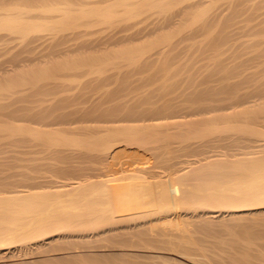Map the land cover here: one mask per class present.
I'll list each match as a JSON object with an SVG mask.
<instances>
[{
  "label": "bare ground",
  "instance_id": "bare-ground-1",
  "mask_svg": "<svg viewBox=\"0 0 264 264\" xmlns=\"http://www.w3.org/2000/svg\"><path fill=\"white\" fill-rule=\"evenodd\" d=\"M201 1L175 8L139 0L121 11V0L103 8L42 5L51 21L12 17L25 8L20 3L0 14V38L20 39L15 49L0 48L13 64L0 65V153L8 150L0 157V260L24 264L19 259L31 254L38 257L33 264H120L132 253L113 247H141L154 262L156 253H168L190 264H264V125L251 123L264 122V82L247 72L227 81L245 63L264 61V47H257L264 39L247 45L235 37L264 32V0H223L225 16L213 3L175 33H162ZM152 6L156 21L117 38L127 43L160 32L152 54L85 53L112 44V28L135 24L128 21ZM89 20L110 30L84 39L88 28H79ZM43 30L61 35L44 37L28 56ZM200 33L204 40L189 41L194 53L216 61L202 58L201 73L170 71L171 40ZM69 36L81 39L68 45ZM214 51L223 57L213 58ZM242 52L250 56L241 60ZM244 81L251 87L241 89ZM236 140L243 142L238 148Z\"/></svg>",
  "mask_w": 264,
  "mask_h": 264
},
{
  "label": "rangeland",
  "instance_id": "rangeland-1",
  "mask_svg": "<svg viewBox=\"0 0 264 264\" xmlns=\"http://www.w3.org/2000/svg\"><path fill=\"white\" fill-rule=\"evenodd\" d=\"M19 1H21L22 2V0H19ZM19 1H17V0H0V14H3V13H5V12H7L8 10H10L11 8L13 9L15 6L17 7H19ZM24 1H27V0H24ZM24 1H23V4H21L20 3V5H24L25 6V8L24 9H22L19 13H17V15H16V13L15 14H13L12 15V17H14V16H16L17 18H20V19H24V20H26V21H44V20H46V21H51V20H53V16L52 15H46V14H44V13H42V5L43 6H53V7H64L65 6V4H68V5H70L73 9H80L81 8V6L82 7H84V8H96V7H98V8H103V7H106V6H108L109 4L111 5H116L115 3H117V2H119V0H44L43 1V3H42V0H28L26 3H24ZM122 1V3H124V4H120V6H116L115 7V9H117V10H119V11H121L122 9H123V7H125V5H127V6H131V7H133V6H135L138 2H139V0H121ZM160 1V0H159ZM162 1H164V4H174V6H175V8H180V7H182L183 5H185V3H187L189 0H176V1H173V2H170V1H168V0H162ZM203 1H204V3H203ZM46 2V3H45ZM115 2V3H114ZM216 4V6H217V8H216V10H215V12L217 13V14H219V15H221V16H225V15H227L228 13H229V8H227V6L226 5H224L223 3V0H202L201 1V4H200V6H197V8H194L193 10H188V13H190L191 12V14L189 15L188 14V16H186L185 17V19H184V21H182V23L181 24H178V26H177V24L175 25V26H173V27H171L170 26V28L168 27V28H166V29H168V30H166V31H164V32H162L163 34H166V33H168V34H172V33H175V31L178 29V28H180V27H182L183 28V26L186 24V23H189V22H191L192 21V19L194 18V15L197 13V12H199L201 9H203V8H206V7H208V6H210L211 4ZM46 4V5H45ZM155 4H157V2H155ZM117 5H118V3H117ZM79 7V8H78ZM199 7V8H198ZM158 7H156V6H152V7H149V8H147L145 11H144V13H141L140 15L138 14V16H135V17H133V18H131L128 22H129V24L130 23H135V24H133V25H131V26H129V27H127V28H129V29H127V28H125V29H127V30H125V29H122V28H120V29H118L119 27H114V28H112L113 29V31H112V29L110 30V29H108V30H106L107 28H106V26H103V24H101L100 22H98V21H96V22H94V20H89V22H90V24H88V21H87V23L86 22H84L83 23V26L81 25L80 26V28H79V30H81V31H85L87 28H88V30H86L85 32H87V33H85L84 35H82L81 37H84V39L86 38H91V39H95L96 37L98 38V36L101 38V37H103V36H105V34H107L108 33V31L110 30V32L109 33H111L112 34V36H114V39L113 40H111L110 39V42H112V44L111 43H107V46H106V44H99V45H101V46H98L97 48H93V49H90V50H88V53L87 52H85L87 55H93L94 57L95 56H100V55H106V53H108L109 54V56L108 57H124V56H126V55H130V54H132V53H135V52H138V51H144V52H147V54H149L150 52V50L151 49H153V46L156 44V42H158V39H159V35H161L160 34V32H155L154 33V35H153V33H150V35L149 34H146V36L144 37V35H145V33H141V34H139L138 33V35H136V36H134L131 40H129L127 43L126 42H122V41H120V43H119V41H117L118 39L117 38H119V37H121L122 35H125V34H129V33H132V32H135L136 31V29H140L141 27H143L144 25H149L151 22L153 23L154 21H156L157 19H158V14H157V9ZM262 9V10H261ZM260 9V11H264V8H261ZM246 13V12H245ZM244 13V14H245ZM242 14V13H241ZM240 14V17H238V22H237V24L236 25H238V24H241V22H239V21H241V19H242V17H243V19H245L244 17H245V15L244 14H242L241 15ZM51 17V18H50ZM242 19V20H243ZM175 20H178V18L177 17H175ZM93 22V23H92ZM86 23V24H85ZM251 23H253V21L251 22ZM89 25V27H87ZM124 25V23L123 24H119V26H123ZM86 27V28H85ZM130 27H133V28H130ZM82 28L84 29V30H82ZM89 28H91V30L92 31H94L93 32V34H92V31L89 29ZM176 29V30H175ZM91 31V32H88V31ZM99 32H98V31ZM134 30V31H133ZM175 30V31H174ZM181 30V29H180ZM112 31V32H111ZM125 31V32H124ZM170 31V32H169ZM174 31V32H173ZM261 31H264V30H261ZM124 32V33H123ZM1 33H5V31H3V32H1ZM245 33L246 32H243V33H239V34H237V35H235V37L236 38H238L240 41L241 40H244L245 41V39H246V41H248L249 40V38L250 39H253L252 40V44H253V42H254V39H256V38H262V39H264V32H260L257 36H255V37H253L252 35H255V34H252V33H249V34H247L246 33V35H245ZM61 35V33H58V32H55V31H53V30H43V31H41L40 33H39V37L38 38H35V39H33L30 43L31 44H29V47L33 50V53H28L29 55L28 56H32V55H34L35 54V52L37 53V52H39L40 50L39 49H41L42 48V45L40 46V44L42 43V41H43V38L45 37H51V36H58V35ZM86 34H88V36H86ZM114 34V35H113ZM252 34V35H251ZM149 35V36H148ZM3 37L2 38H0V48H2V49H4V47L6 48V50L8 51H10V50H12V49H15L16 48V46H18V44H19V42H20V39H18V37H16V35H12V36H9V35H2ZM117 36V37H116ZM140 36H142V37H140ZM155 36V37H154ZM81 37L79 38V37H72V36H69L67 39H66V43L68 44V45H73V44H75V42L78 40L77 38H79V39H81ZM140 37V38H139ZM144 37V38H143ZM197 37H199V38H197ZM203 37L204 38H206V34L204 33V34H202V33H200V34H195V37L193 36V38H194V40L193 39H182L181 41H187L188 40V42H180V40H179V43H178V40L176 39V41H175V39H174V41L177 43H174V42H172V40H171V46H172V49H171V52L173 53V54H176L175 55V59L174 58H172L174 55L172 54V56H170L171 55V53H170V57L168 56L167 58H171V59H173V60H171L170 62H172V63H170V65H169V67L171 68V70H170V68H169V70L170 71H172V69H174L175 71H176V73H180L181 72V70H182V73H184V71L187 69V71H189L188 69H190L191 71H189L190 73H194V72H198V71H194V72H192L193 70H197L198 68L199 69H203V68H205V67H207L205 64H204V66L205 67H202L203 66V62H205V61H213V60H215L216 59V57H215V59H213L214 58V54H215V56H217V54L218 53H216L215 51V53L214 52H212L211 54H210V52H209V54L210 55H212V59L213 60H210L209 58H210V56L209 55H205V54H202L201 53V55H200V53L199 52H196V53H194L195 51V47H194V45H192L191 46V44L193 43V42H195V40H196V42L197 41H199V40H201L202 41V39H203ZM233 38V39H236V38ZM71 38V39H70ZM76 38V39H75ZM74 39H75V41H74ZM137 39V40H136ZM233 39H232V43H234L236 40H238V39H236V40H234L233 41ZM248 39V40H247ZM193 40V41H192ZM204 40V39H203ZM73 41H74V43H73ZM131 41V42H130ZM141 41V42H140ZM189 41H191L192 43H190ZM230 41V40H229ZM250 41V40H249ZM249 41H248V43L247 42H243V41H241L242 43H247V45L249 44L250 45V43H251V41H250V43H249ZM256 41H260V40H256ZM237 42V41H236ZM261 42V43H260ZM259 42V44H260V46H257V47H264V42H262V41H260ZM37 43H39V44H37ZM117 43H119V44H117ZM229 43H231V41L229 42ZM229 43H225V45L226 46H228V44ZM238 43H240L239 41H238ZM237 43V44H238ZM109 44H111V45H109ZM114 44V45H113ZM194 44V43H193ZM102 45H104V47L102 46ZM13 46H15V48H12ZM171 46H170V48H171ZM8 47H9V49H8ZM12 49H11V48ZM39 47V48H38ZM230 47V46H229ZM229 47H227V48H229ZM154 48H155V46H154ZM5 50V49H4ZM3 50V51H4ZM156 50V49H155ZM154 50V51H155ZM170 50V49H169ZM251 49H249V54L250 55H252V53L253 52H251V51H253V50H251ZM0 51H1V49H0ZM1 51L0 52V65H2V68H5V69H8V70H11V69H13L12 68V62L10 63V59H9V57L7 58V56H9V54H8V52L7 51ZM152 51V50H151ZM224 51H226L225 50V47H224ZM247 51V50H246ZM245 51V52H246ZM32 52V51H31ZM149 52V53H148ZM248 52V51H247ZM95 53V54H94ZM243 53V55H241V60H243L242 58H244V57H247L249 54H245L244 52H242ZM85 54V55H86ZM99 54V55H98ZM150 54H152V53H150ZM208 54V53H207ZM222 54H224V53H222ZM218 55H220V58H218V60L219 59H221L223 56L219 53ZM246 55V56H245ZM249 55V56H250ZM156 56V55H155ZM154 56V57H155ZM209 56V57H208ZM222 56V57H221ZM224 56H225V54H224ZM243 56V57H242ZM248 56V57H249ZM75 57H77V56H74V58ZM111 57V58H112ZM152 57H153V55H152ZM205 59V61L203 60V59ZM10 60L9 62H8V60ZM240 59V58H239ZM238 59V60H239ZM244 59H246V58H244ZM237 60V61H238ZM207 61V62H208ZM216 61V60H215ZM206 62V63H207ZM2 63V64H1ZM250 63V64H249ZM247 62V63H245L244 65H243V67H241L240 69H242V71H239L240 72V74H239V72L238 73H236V75L235 76H233L232 78H229V80H227V81H239V80H241L244 76H246V74H248V73H250V74H252V75H255V74H257V73H259V75H255V77H253L252 76V78H254L253 80L254 81H259V82H264V71H262V70H264V68H262L261 69V67H264V66H262V65H264V61H262L261 63H258L259 64V66H256L257 65V63L256 62H252L253 64H255V66L251 63V62ZM250 65H251V68H250ZM260 65H261V67H260ZM249 66V67H248ZM155 67H159L158 65H154L150 70H152V71H154L153 69H157V68H155ZM246 67H247V69H246ZM245 68V69H244ZM256 68V69H255ZM257 68H260V69H257ZM199 70V72L200 71H203V70ZM257 71H255V70ZM173 70V71H174ZM178 70L180 71V72H178ZM184 70V71H183ZM245 70V71H244ZM258 70H260L259 72H258ZM249 71V72H248ZM252 71V72H251ZM254 71V72H253ZM188 72V73H189ZM242 72V73H241ZM247 72V73H246ZM262 72V73H261ZM108 73H110L109 71H107V72H105L104 74H108ZM201 73V72H200ZM245 75H244V74ZM262 74V75H261ZM0 75L2 76L3 74L1 73V68H0ZM237 75H239V76H237ZM249 75V74H248ZM0 76V77H1ZM241 76H242V78H241ZM251 76V75H250ZM3 78L5 77V76H2ZM259 77H260V79H259ZM3 78H0V80H3ZM251 78V79H252ZM257 80H256V79ZM253 81V83L251 82V85L253 86V84L255 83ZM245 82V84L243 85V82H242V84H240L239 86H240V88H241V86H242V88L241 89H244V88H246L245 87V85L247 84V82L246 81H244ZM248 83H250V82H248ZM258 83V82H257ZM256 84V83H255ZM248 85V84H247ZM250 85V84H249ZM248 85V87H251V86H249ZM240 88H238V89H240ZM240 89V90H241ZM262 100H264V99H262ZM259 102V101H258ZM261 102V101H260ZM259 102V103H260ZM258 103V104H259ZM261 103H264V101H262ZM262 105H264V104H262ZM235 120L236 119H234V122H235ZM237 122H238V120H236ZM247 122V124H248V120L246 121ZM251 122V121H250ZM250 122H249V124H250ZM224 123V122H223ZM239 123V122H238ZM238 123H233V124H238ZM242 123V122H241ZM252 123V125H254L255 124V127L256 126H258V125H261V123H262V125H264V122H260V120H256V121H252L251 122ZM240 124V123H239ZM238 124V125H239ZM251 124H250V126H252ZM261 125V126H262ZM262 129H261V131L262 132H264V126H262L261 127ZM239 135H241L240 134V132L238 133ZM261 138H264V137H261ZM236 139H241V138H236ZM242 140V139H241ZM237 142L235 143V147L234 148H238L237 146H240L243 142L242 141H244V140H242L241 141V143L240 142H238V140H236ZM240 143V144H239ZM8 150H6V152H7ZM3 153H0V157L1 156H4V155H6V154H8V153H6L5 152V150L4 151H2ZM5 152V153H4ZM228 235H226V237H227ZM229 237H231V236H229ZM126 248V249H125ZM119 249V250H118ZM113 252H120V251H126V252H130V253H132V256H130L129 257V260L128 261H126V262H123V261H119L120 262V264L122 263V264H138V263H142V264H148V262H149V264L151 263V264H155V262H156V264H166V261H167V264H171V262H172V264H173V260H175V262H176V264H182L181 262H183V263H188V264H190L188 261H186L185 259H183V258H179L178 256H174L173 254H168V253H156L157 255H162V257L160 258V257H157V255L155 254V256L157 257V260H156V257H154L155 258V262H154V259H153V261L150 259V258H144L145 256L143 255V254H145V250L144 249H142L141 247H119V248H117V247H113L112 249H111ZM116 250V251H115ZM107 251H109V252H112V251H110V249H107V250H105V252H107ZM134 251V252H133ZM148 251H150V250H148ZM151 251H153V250H151ZM137 254V255H136ZM29 255H31V254H28V255H22V256H24V257H22V256H20L19 258H21V259H19V260H21L22 262H23V260H25V258H26V260L24 261V264H29L31 261H33L34 260V263H35V260H37L38 259V257L37 256H35V255H31V257L29 256ZM136 255V256H135ZM141 255V256H140ZM159 255V256H160ZM165 255H166V257H165ZM171 255V256H170ZM28 256V257H27ZM33 256H34V258H33ZM37 257V258H36ZM140 257H142V258H140ZM36 258V259H35ZM167 258V259H166ZM168 258H172V259H168ZM10 260V262H8L9 260ZM27 259H29L28 261H27ZM30 259H31V261H30ZM144 259V260H143ZM146 259V260H145ZM166 259V260H165ZM179 259V260H178ZM6 262H5V261ZM15 260V261H14ZM148 260V261H147ZM160 260V261H159ZM163 260V261H162ZM172 260V261H171ZM178 260V261H177ZM27 261V262H26ZM30 261V262H29ZM129 261L131 262V263H129ZM139 261H142V262H139ZM152 261V262H151ZM186 261V262H185ZM5 262V263H4ZM13 262V263H12ZM18 262V260H17V257H14V258H4V259H1L0 260V264H15V263H17ZM118 262V263H119ZM134 262V263H133ZM138 262V263H137ZM154 262V263H153ZM159 262V263H158ZM175 262H174V264H175ZM18 263H20V261L18 262ZM32 263V262H31ZM30 263V264H31ZM20 264H23V263H20ZM33 264V263H32Z\"/></svg>",
  "mask_w": 264,
  "mask_h": 264
}]
</instances>
